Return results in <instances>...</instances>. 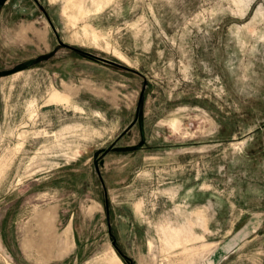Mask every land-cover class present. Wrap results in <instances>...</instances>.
Wrapping results in <instances>:
<instances>
[{"label":"rangeland","instance_id":"1","mask_svg":"<svg viewBox=\"0 0 264 264\" xmlns=\"http://www.w3.org/2000/svg\"><path fill=\"white\" fill-rule=\"evenodd\" d=\"M0 264H264V0H0Z\"/></svg>","mask_w":264,"mask_h":264},{"label":"bare ground","instance_id":"2","mask_svg":"<svg viewBox=\"0 0 264 264\" xmlns=\"http://www.w3.org/2000/svg\"><path fill=\"white\" fill-rule=\"evenodd\" d=\"M56 96V95H55ZM62 99V98H61ZM54 101V100H53Z\"/></svg>","mask_w":264,"mask_h":264}]
</instances>
